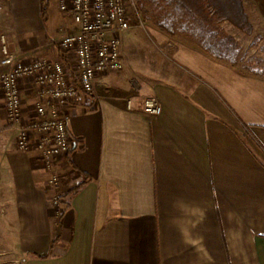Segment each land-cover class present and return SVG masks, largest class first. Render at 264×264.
I'll return each mask as SVG.
<instances>
[{
  "label": "crops",
  "instance_id": "0c3cea01",
  "mask_svg": "<svg viewBox=\"0 0 264 264\" xmlns=\"http://www.w3.org/2000/svg\"><path fill=\"white\" fill-rule=\"evenodd\" d=\"M52 1L45 15V0H0V62L3 35L12 53L63 59L54 43L77 25ZM244 8L252 35L222 24L243 48L236 65L190 29L127 32L125 68L96 78L98 97L65 105L74 144L58 188L38 151L18 150L0 85V231L12 249L16 235L22 264H264V0ZM153 94L158 117L144 111ZM22 96L29 117L28 81Z\"/></svg>",
  "mask_w": 264,
  "mask_h": 264
},
{
  "label": "built area",
  "instance_id": "2783aa9c",
  "mask_svg": "<svg viewBox=\"0 0 264 264\" xmlns=\"http://www.w3.org/2000/svg\"><path fill=\"white\" fill-rule=\"evenodd\" d=\"M62 13L72 15L77 30L55 41L63 59L29 58L12 53L6 37H2L1 91L11 126L18 127L17 148L36 150L46 171L49 186L58 188L61 160L73 150L65 105L80 102L83 96H96L95 80L99 75L120 72L124 64V37L135 26L145 27L138 0H58ZM35 90L30 116L23 104L25 82ZM140 89L137 80L132 81ZM134 97L129 98L132 105ZM144 111L154 117L163 113L157 95L143 98ZM62 199L54 197L49 204L59 215Z\"/></svg>",
  "mask_w": 264,
  "mask_h": 264
},
{
  "label": "trees",
  "instance_id": "16d2710c",
  "mask_svg": "<svg viewBox=\"0 0 264 264\" xmlns=\"http://www.w3.org/2000/svg\"><path fill=\"white\" fill-rule=\"evenodd\" d=\"M49 2L50 0H45V15ZM139 6L144 17L152 19L161 30L173 35L177 29H190L205 51L216 59L233 65L241 58L243 48L234 36L225 31L222 24L227 21L245 34H253L244 0H141ZM255 73L264 74L261 71ZM89 182V177L85 175V179L65 195V202L68 204ZM49 256L50 254L38 257L46 259Z\"/></svg>",
  "mask_w": 264,
  "mask_h": 264
},
{
  "label": "rangeland",
  "instance_id": "374dc122",
  "mask_svg": "<svg viewBox=\"0 0 264 264\" xmlns=\"http://www.w3.org/2000/svg\"><path fill=\"white\" fill-rule=\"evenodd\" d=\"M140 1L141 0H138V2H140ZM52 4H53V10L57 9V7L59 9V5H58L57 0H53ZM139 9H140V6H139ZM140 14H141L142 20L145 23V29L149 33L150 32L149 31V25H147L146 22L147 23L148 22L154 23V21L152 19L145 18L144 15L141 13V10H140ZM226 26H223V27H224L225 31L228 33ZM2 37H5V36L3 35ZM2 37H1V43H2ZM257 50H258V52L260 51L259 49H257ZM48 176H49L48 178H50L49 173H48ZM60 181H61V178H60ZM48 183H49V180H48ZM9 242H10L9 236H8V238H6L5 234H2L0 231V264H22V255L19 252V250L17 248H15L17 246L16 235H15L14 240H13V244H14L13 249L11 248V243H9Z\"/></svg>",
  "mask_w": 264,
  "mask_h": 264
}]
</instances>
